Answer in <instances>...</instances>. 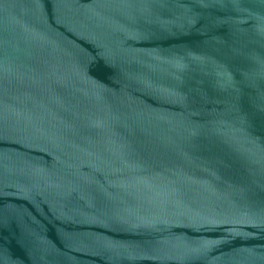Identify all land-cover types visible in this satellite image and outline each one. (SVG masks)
I'll return each mask as SVG.
<instances>
[{"label": "water", "instance_id": "obj_1", "mask_svg": "<svg viewBox=\"0 0 264 264\" xmlns=\"http://www.w3.org/2000/svg\"><path fill=\"white\" fill-rule=\"evenodd\" d=\"M0 264H264V0H0Z\"/></svg>", "mask_w": 264, "mask_h": 264}]
</instances>
